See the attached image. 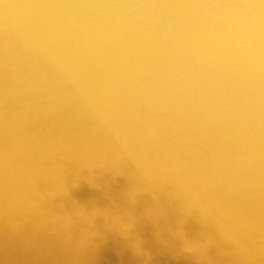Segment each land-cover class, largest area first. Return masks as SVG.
I'll use <instances>...</instances> for the list:
<instances>
[{"label":"bare ground","instance_id":"bare-ground-1","mask_svg":"<svg viewBox=\"0 0 264 264\" xmlns=\"http://www.w3.org/2000/svg\"><path fill=\"white\" fill-rule=\"evenodd\" d=\"M0 264H264V0H0Z\"/></svg>","mask_w":264,"mask_h":264}]
</instances>
